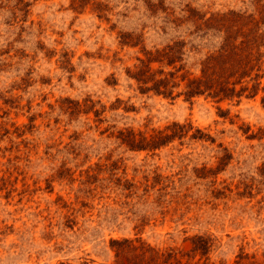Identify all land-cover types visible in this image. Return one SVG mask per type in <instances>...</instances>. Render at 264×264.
<instances>
[{
  "label": "rangeland",
  "instance_id": "obj_1",
  "mask_svg": "<svg viewBox=\"0 0 264 264\" xmlns=\"http://www.w3.org/2000/svg\"><path fill=\"white\" fill-rule=\"evenodd\" d=\"M0 264H264V0H0Z\"/></svg>",
  "mask_w": 264,
  "mask_h": 264
},
{
  "label": "trees",
  "instance_id": "obj_2",
  "mask_svg": "<svg viewBox=\"0 0 264 264\" xmlns=\"http://www.w3.org/2000/svg\"><path fill=\"white\" fill-rule=\"evenodd\" d=\"M233 39V38H232ZM226 40V39H225ZM241 44L249 45L247 41L240 42ZM239 43V44H240ZM183 41H175L172 45H168L165 47L163 52H159L161 54V59H166V63L168 65H173L176 61H180L183 59L182 57V47H183ZM240 44V45H241ZM220 55H223V53H220ZM221 56H217L219 59ZM208 58H211L209 61ZM153 59H160L158 57L156 58H148L146 63H142L143 65L140 66L138 71L135 74V77L140 82V84H147L148 82H152V85L142 87L140 86V90L142 92H147L148 90H153L157 94H163L165 96H168L171 94V90H167V87L169 83L172 81V78L175 76V73L183 68V65H180L179 67H176L175 71L169 73V77H161L156 78L154 73L150 72L148 67V61ZM214 55H209L207 59H204L201 61L202 67L200 68L201 74L197 78L188 79L186 87L187 90L184 92L186 99H189L193 96H197L200 94L206 93L207 96H211L213 98H218L217 100H221L226 97H231L234 93V88L228 86L227 79L223 80L224 78V72L227 70V68H223V63H214ZM219 64L220 69L217 68V65ZM239 67V66H238ZM237 67V68H238ZM252 69V66H250L248 69L243 70L240 74V76L245 75L248 73V70ZM235 70H232L231 74L235 73ZM228 77V76H227ZM181 78H186L185 74H181ZM175 85V83H174ZM181 127L180 125L174 123L173 127ZM175 134V131L173 135Z\"/></svg>",
  "mask_w": 264,
  "mask_h": 264
}]
</instances>
